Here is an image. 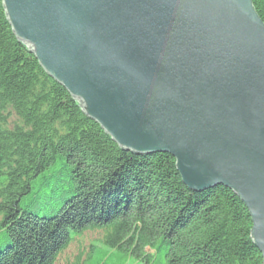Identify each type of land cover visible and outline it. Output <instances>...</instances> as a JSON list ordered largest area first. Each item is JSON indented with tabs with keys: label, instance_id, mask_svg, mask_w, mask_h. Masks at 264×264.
<instances>
[{
	"label": "water",
	"instance_id": "obj_1",
	"mask_svg": "<svg viewBox=\"0 0 264 264\" xmlns=\"http://www.w3.org/2000/svg\"><path fill=\"white\" fill-rule=\"evenodd\" d=\"M18 40L125 150L248 208L264 264V22L252 0H2Z\"/></svg>",
	"mask_w": 264,
	"mask_h": 264
},
{
	"label": "trees",
	"instance_id": "obj_2",
	"mask_svg": "<svg viewBox=\"0 0 264 264\" xmlns=\"http://www.w3.org/2000/svg\"><path fill=\"white\" fill-rule=\"evenodd\" d=\"M0 216V264H55L71 233L96 227L145 264H262L240 198L221 184L191 191L170 154L114 142L17 39L2 0Z\"/></svg>",
	"mask_w": 264,
	"mask_h": 264
},
{
	"label": "rangeland",
	"instance_id": "obj_3",
	"mask_svg": "<svg viewBox=\"0 0 264 264\" xmlns=\"http://www.w3.org/2000/svg\"><path fill=\"white\" fill-rule=\"evenodd\" d=\"M103 231V228L96 227L95 229L84 230V234L82 235L74 232L70 234L72 241H75L76 248H86L82 264H97L98 262L103 264H144V262L137 263L134 257L131 258L126 256V254L107 245L104 240L105 235ZM73 242L70 244L71 249L73 247ZM71 261L73 264H77L74 259ZM163 263H165L164 258L162 256H157L156 264Z\"/></svg>",
	"mask_w": 264,
	"mask_h": 264
},
{
	"label": "bare ground",
	"instance_id": "obj_4",
	"mask_svg": "<svg viewBox=\"0 0 264 264\" xmlns=\"http://www.w3.org/2000/svg\"><path fill=\"white\" fill-rule=\"evenodd\" d=\"M163 151H161V152H157V151H155V152H150V153H162ZM139 153H141V154H146V153H142V152H139ZM164 153H168V152H164ZM169 154V153H168ZM183 183V182H182ZM183 185H184V183H183ZM185 186V185H184ZM219 186V185H218ZM188 187V186H187ZM189 188V187H188ZM190 189V188H189ZM191 191H194V190H192V189H190ZM194 192H197V191H194ZM238 196V195H237ZM2 216H0V221L2 220ZM145 252H147V253H149L150 255H152L153 257H155V255H156V252H155V250H153V249H150L149 247H146L145 248ZM129 257H133L132 255L130 256L129 255ZM135 258V257H134ZM135 260H136V262L137 263H142V261L141 260H138L137 258H135ZM83 263V262H82ZM145 264V263H144Z\"/></svg>",
	"mask_w": 264,
	"mask_h": 264
}]
</instances>
